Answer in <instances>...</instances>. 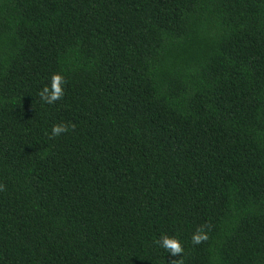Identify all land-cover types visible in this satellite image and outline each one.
I'll use <instances>...</instances> for the list:
<instances>
[{"label":"trees","instance_id":"obj_1","mask_svg":"<svg viewBox=\"0 0 264 264\" xmlns=\"http://www.w3.org/2000/svg\"><path fill=\"white\" fill-rule=\"evenodd\" d=\"M0 264H264V0H0Z\"/></svg>","mask_w":264,"mask_h":264},{"label":"clouds","instance_id":"obj_2","mask_svg":"<svg viewBox=\"0 0 264 264\" xmlns=\"http://www.w3.org/2000/svg\"><path fill=\"white\" fill-rule=\"evenodd\" d=\"M51 88L45 86L40 92V98L47 104H52L63 97L65 80L63 76L59 73L53 74L51 78ZM68 125L64 123L56 124L52 128L51 136L57 137L62 133L68 131ZM207 234L203 228H198L197 231L192 236V242L194 244H200L202 241L206 240ZM159 246L163 248L166 252L175 256L176 254H181L183 252L182 243L176 237H169L167 235L163 236L158 242Z\"/></svg>","mask_w":264,"mask_h":264}]
</instances>
